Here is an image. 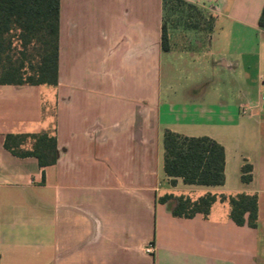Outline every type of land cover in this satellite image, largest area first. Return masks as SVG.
Returning a JSON list of instances; mask_svg holds the SVG:
<instances>
[{"label": "crops", "instance_id": "crops-1", "mask_svg": "<svg viewBox=\"0 0 264 264\" xmlns=\"http://www.w3.org/2000/svg\"><path fill=\"white\" fill-rule=\"evenodd\" d=\"M187 1L213 18L212 31L181 47L171 35L165 52L163 0L152 16L148 0H121L105 30L95 0H60L57 86L0 85V264H264V0ZM208 71L223 74L222 91ZM181 73L192 83L184 100ZM249 124L251 155L241 148ZM166 131L221 144L225 184L172 185ZM39 133L56 136L53 166L5 147L8 135ZM208 192L257 194V227L237 225L228 204L178 218L174 200L162 201Z\"/></svg>", "mask_w": 264, "mask_h": 264}, {"label": "trees", "instance_id": "trees-1", "mask_svg": "<svg viewBox=\"0 0 264 264\" xmlns=\"http://www.w3.org/2000/svg\"><path fill=\"white\" fill-rule=\"evenodd\" d=\"M60 0H0V85L55 87L59 79ZM162 49L171 48V32L182 26L185 32L209 34L213 18L186 0H163ZM179 13L178 17L176 14ZM264 29V8L259 19ZM27 142L30 150L22 149ZM164 172L175 185L182 179L188 186L221 187L225 184V148L209 137H186L171 131L164 135ZM5 147L19 157H35L41 168L57 162V140L47 133L8 135ZM244 184L253 181V167L241 168ZM174 200L172 214L208 218L214 204H228L230 218L239 226L257 227V194L206 193L197 199L187 195L165 196Z\"/></svg>", "mask_w": 264, "mask_h": 264}, {"label": "rangeland", "instance_id": "rangeland-1", "mask_svg": "<svg viewBox=\"0 0 264 264\" xmlns=\"http://www.w3.org/2000/svg\"><path fill=\"white\" fill-rule=\"evenodd\" d=\"M96 1V5H94L93 10H94V16H95V22L97 27L101 28V29H109L111 21H112V17L114 15H118L119 10H120V6L118 5L120 3L121 0H95ZM161 0H148L149 2V9L151 12V16L153 15V10L155 8V5L159 6ZM187 1V0H186ZM179 13L176 14V17H178ZM189 33L192 32H185L183 30V27L177 26V28L175 30H172L171 35L173 37V41L175 42V44H177L178 46H186L189 45L190 42V38H189ZM191 43V42H190ZM209 72V79L210 81H213V87L216 86L218 89L217 90H221L222 89V80H224L223 78V74L222 73H218L215 76L211 75L210 71ZM207 72V74H208ZM249 74H251V80L248 81L249 86H248V90H250L251 94L252 92H254V89H252L253 87H250L251 82H253L252 80H254V75L252 73V71H248ZM205 75V74H204ZM201 73V76H204ZM177 79H180V85L181 86H177L179 89V96L182 100H184V98H186V92L184 93V91H186V89L190 86H192L191 82H188V80L186 79V74H178ZM201 79V78H200ZM209 81V80H208ZM178 82V84H179ZM212 84V83H211ZM211 84L207 85L206 87H208V94L211 100H215L216 99V92L217 90L214 92L213 90L211 91L209 88L211 86ZM215 87V88H216ZM192 88V87H190ZM219 90V91H220ZM222 91V90H221ZM213 100V101H214ZM216 102V101H214ZM252 125L249 124L247 125V134L246 136L241 139V148H242V152L246 153V154H252L253 153V144H254V140H255V134L253 132L252 129ZM251 130V132H250ZM247 163V162H246ZM181 193H176V195H179Z\"/></svg>", "mask_w": 264, "mask_h": 264}, {"label": "built area", "instance_id": "built-area-1", "mask_svg": "<svg viewBox=\"0 0 264 264\" xmlns=\"http://www.w3.org/2000/svg\"><path fill=\"white\" fill-rule=\"evenodd\" d=\"M144 252L146 254L152 255L155 252V245L153 243H149L144 247Z\"/></svg>", "mask_w": 264, "mask_h": 264}]
</instances>
